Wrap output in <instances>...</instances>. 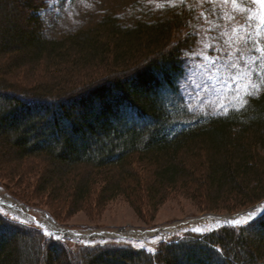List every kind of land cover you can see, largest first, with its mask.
<instances>
[{
    "label": "trees",
    "instance_id": "obj_1",
    "mask_svg": "<svg viewBox=\"0 0 264 264\" xmlns=\"http://www.w3.org/2000/svg\"><path fill=\"white\" fill-rule=\"evenodd\" d=\"M46 7L0 0L4 179L33 182L35 193L74 212L119 197L157 209L174 194L235 214L264 200V91L215 116L192 112L182 95L183 57L198 40L195 8L131 24L106 13L49 37L39 15ZM0 264H264V215L187 233L153 254L71 248L0 213Z\"/></svg>",
    "mask_w": 264,
    "mask_h": 264
},
{
    "label": "rangeland",
    "instance_id": "obj_2",
    "mask_svg": "<svg viewBox=\"0 0 264 264\" xmlns=\"http://www.w3.org/2000/svg\"><path fill=\"white\" fill-rule=\"evenodd\" d=\"M46 2L47 7L40 11L39 15L45 22V33L49 37L91 25L106 13H114L123 22L131 24L138 19L163 15L182 6L193 7L197 15L192 24V32L198 40L193 50L183 57L185 76L181 81V92L188 108L199 115H222L241 107L246 99L264 91V77H256L248 67L243 66L245 61L248 66H252L253 61L256 60V56L251 52L253 47L264 46V29L258 24L261 7L255 4L254 0H237L236 4L225 3L224 0H46ZM249 18L252 26L242 27L248 23ZM22 21L26 24V18ZM248 33H251V39H247ZM257 40L260 43L253 44V41ZM233 62L236 63V68L231 66ZM261 63L264 66V61ZM234 75L245 84L258 85L259 91L248 96L244 95L243 89L235 93L232 91L236 87L232 80ZM10 80L16 82L18 79L10 77ZM19 83L21 84L20 81ZM5 151L0 148V154ZM262 151L264 152V149ZM8 156L11 157V154ZM13 162L9 160L8 163ZM32 164L29 162L25 167L30 170ZM11 166L15 165L11 164ZM3 171L0 169V190L4 195L28 208L37 221L48 217L59 227L73 232H118L124 228L126 231H150L204 215L233 216L225 210L208 212L207 204L204 202L174 194L157 209L150 207L139 209L131 206L124 197H119L103 207L92 206L74 212L66 205H58L49 196L35 193L32 188L33 182L27 185L25 181L20 182L18 179H4L6 172ZM0 213L22 225L37 228L46 237L66 243L71 248L76 245L86 247L120 244L145 251L150 248L154 252L161 243L182 237L187 233L205 235L225 226L239 228L259 217L238 225L224 224L215 229L199 232L189 230L147 246L137 241L109 240L87 244L82 241L54 238L35 223L21 222L19 218L1 208Z\"/></svg>",
    "mask_w": 264,
    "mask_h": 264
},
{
    "label": "bare ground",
    "instance_id": "obj_3",
    "mask_svg": "<svg viewBox=\"0 0 264 264\" xmlns=\"http://www.w3.org/2000/svg\"><path fill=\"white\" fill-rule=\"evenodd\" d=\"M0 208L6 212L11 213L16 218H19L23 222H32L36 219L30 214V211L25 206L12 200L8 196L4 195L0 190ZM252 213L251 217H248V213ZM264 213V202L250 209L247 212H243L233 216H215L204 215L199 218L189 219L188 221L177 223L168 227H161L155 230H129L126 232H108V231H86V232H73L56 225L50 218L45 217L41 221L36 223L40 225L46 233H51L54 237L60 239H70L82 242H106L109 240L117 241H137L147 246L152 245L160 240L172 237L176 234L183 233L193 229H199L201 231L215 229L224 224H232L234 219H240L241 222L245 220L250 221L257 216ZM119 231V230H118Z\"/></svg>",
    "mask_w": 264,
    "mask_h": 264
},
{
    "label": "snow or ice",
    "instance_id": "obj_4",
    "mask_svg": "<svg viewBox=\"0 0 264 264\" xmlns=\"http://www.w3.org/2000/svg\"><path fill=\"white\" fill-rule=\"evenodd\" d=\"M225 3H233L236 4L237 0H224ZM255 4L260 5L261 7V11L259 13V20H258V24L260 25V27L262 29H264V0H254ZM252 26V22H251V18H249V21L247 24L242 25V27H251ZM247 39H251V33H248L247 35ZM260 42L257 41H253V44H259ZM252 54L256 56V60L253 61V65L252 66H248L247 65V61H245V65H243L244 67H248V70L250 72H252L256 77L260 78V77H264V66H262V61H264V46H260V47H253L251 50ZM213 63H215V61H213ZM232 67L236 68L237 65L235 62L232 63L231 65ZM233 82L235 83L236 87L235 89H232V91H234L235 93H239L241 91V89H243L244 91V95L248 96L251 95L253 92H258L259 91V86H254L252 83H243L241 81V79L234 75L232 77ZM226 107V106H224ZM248 217H251L253 214L250 212L247 214ZM248 221L245 220V223H247ZM232 224L234 225H238L240 224V219H234L231 221ZM193 231H197L199 232V229H193ZM48 235H52L51 233H47ZM54 238H58V237H54ZM143 247V246H141ZM148 252L153 253L154 254V250L153 249H147Z\"/></svg>",
    "mask_w": 264,
    "mask_h": 264
},
{
    "label": "water",
    "instance_id": "obj_5",
    "mask_svg": "<svg viewBox=\"0 0 264 264\" xmlns=\"http://www.w3.org/2000/svg\"><path fill=\"white\" fill-rule=\"evenodd\" d=\"M264 202V201H263ZM254 207H256V206H254ZM254 207H252V208H254ZM252 208H249V209H247V210H244V211H241V212H239V213H236V214H234V215H237V214H240V213H243V212H247V211H249L250 209H252ZM261 216V215H260ZM225 217V216H224ZM258 218V217H257ZM256 218V219H257ZM253 220V219H252ZM21 222H23V221H21ZM251 222V221H250ZM125 231V229H120L119 230V232H124ZM87 244H91V243H88V242H86Z\"/></svg>",
    "mask_w": 264,
    "mask_h": 264
}]
</instances>
